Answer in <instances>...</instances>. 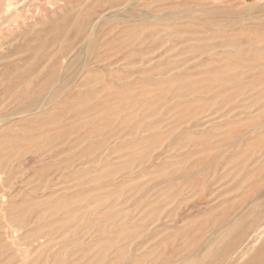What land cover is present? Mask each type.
Returning a JSON list of instances; mask_svg holds the SVG:
<instances>
[{
	"label": "rangeland",
	"instance_id": "374dc122",
	"mask_svg": "<svg viewBox=\"0 0 264 264\" xmlns=\"http://www.w3.org/2000/svg\"><path fill=\"white\" fill-rule=\"evenodd\" d=\"M0 131V264H264V0H0Z\"/></svg>",
	"mask_w": 264,
	"mask_h": 264
},
{
	"label": "bare ground",
	"instance_id": "6f19581e",
	"mask_svg": "<svg viewBox=\"0 0 264 264\" xmlns=\"http://www.w3.org/2000/svg\"><path fill=\"white\" fill-rule=\"evenodd\" d=\"M136 1H137V0H136ZM76 6H77V5H76ZM129 9H130V8H129ZM120 12H121V11H120ZM113 14H114V13H113ZM181 14H182V13H181ZM103 18H104V17H103ZM122 18H124V17H122ZM129 19H130V18H129ZM154 19H155V18H154ZM101 20H102V19H101ZM165 20H166V19H165ZM149 21H150V20H149ZM163 21H164V20H163ZM144 22H145V21H144ZM159 22H160V21H159ZM167 22H168V21H167ZM97 23H98V22H97ZM97 23H96V24H97ZM161 24H162V23H161ZM144 26H145V23H144ZM93 32H94V31H93ZM122 32H123V31H122ZM175 33H176V32H175ZM91 35H92V34H91ZM91 35H90V36H91ZM157 35H158V34H157ZM181 35H182V34H181ZM89 38H90V37H89ZM89 38H88V39H89ZM90 41H91V40H90ZM85 43H86V42H85ZM87 45H89V43H88ZM90 45H91V44H90ZM126 45H127V44H126ZM126 45H124V46H126ZM89 47H90V46H89ZM156 48H157V47H156ZM79 51H80V50H79ZM165 53H166V52H165ZM165 53H164V54H165ZM75 55H76V54H75ZM49 59H50V58H49ZM84 59H85V58H84ZM71 60H72V59H71ZM128 66H129V65H128ZM81 71H82V70H81ZM219 71H220V70H219ZM79 72H80V71H79ZM237 72H238V71H237ZM80 73H81V72H80ZM218 73H220V72H218ZM84 78H85V77H84ZM57 82H58V81H57ZM73 84H74V83H73ZM223 84H224V83H223ZM67 87H69V86H67ZM67 87H66V88H67ZM205 90H206V89H205ZM205 90H204V91H205ZM50 91H51V90H50ZM201 93H202V92H201ZM203 93H204V92H203ZM188 96H189V95H188ZM188 96H187V97H188ZM233 96H234V95H233ZM47 97H48V96H47ZM184 102H185V101H184ZM187 102H188V100H187ZM100 103H101V102H100ZM105 103H106V102H105ZM108 104H110V103H108ZM41 105H42V104H41ZM41 105H40V106H41ZM100 105H101V104H100ZM110 106H111V105H110ZM38 107H39V106H38ZM42 109H44V108H42ZM104 109H105V108H104ZM37 110H39V108H38ZM9 112H10V111H9ZM28 112H29V111H28ZM34 112H35V111H34ZM14 113H15V112H14ZM67 113H68V112H67ZM69 113H70V112H69ZM112 114H114V113H112ZM166 114H167V113H166ZM8 116H9V115H8ZM11 117H12V116H11ZM21 117H22V116H21ZM5 118H7V117H5ZM84 119H85V118H84ZM8 120H9V119H8ZM5 121H7V120L5 119ZM1 123H3V122L1 121ZM73 126H74V125H73ZM14 128H16V127H14ZM49 129H50V128H49ZM90 129H91V128H90ZM90 129H89V130H90ZM48 131H49V130H48ZM0 132H1V131H0ZM68 137H69V136H68ZM70 138H71V137H70ZM63 141H64V140H63ZM105 141H106V140H105ZM98 143H99V142H98ZM59 144H60V143H59ZM205 149H206V148H205ZM136 151H137V150H136ZM216 155H217V154H216ZM220 155H221V154H220ZM220 155H219V156H220ZM1 156L4 157V155H1ZM158 156H159V155H158ZM98 164H101V163H98ZM143 172H144V171H143ZM182 173H183V172H182ZM132 175H133V174H132ZM134 179H135V178H134ZM255 182H256V181H255ZM157 185H158V184H157ZM105 187H106V186H105ZM108 187H109V186H108ZM92 189H93V188H92ZM85 193H86V192H85ZM110 196H111V195H110ZM95 200H96V199H95ZM43 203H44V202H43ZM64 219H66V218H64ZM87 220H88V219H87ZM142 220H143V219H142ZM97 223H98V222H97ZM40 224H41V223H40ZM229 225H230V224H229ZM239 226H240V225H239ZM263 226H264V225H263ZM263 226H262V227H263ZM32 228H33V227H32ZM132 228H135V227H132ZM43 229H44V228H43ZM47 229H48V227H47ZM262 229H263V228H262ZM115 230H116V229H115ZM132 230H133V229H132ZM259 230H260V229H259ZM117 231H118V230H117ZM213 231H214V230H213ZM30 232H31V231H30ZM257 233H258V231H257ZM36 234H37V233H36ZM254 234H255V233H254ZM51 235H52V234H51ZM251 235H252V234H251ZM104 236H105V234H104ZM44 237H45V236H44ZM253 237H254V236H253ZM129 239H130V238H129ZM249 239H250V238H249ZM133 240H134V239H133ZM137 240H138V239H137ZM138 241H139V240H138ZM140 241H141V240H140ZM145 241H146V240H145ZM247 241H248V240H247ZM119 242H120V241H119ZM203 242H204V241H203ZM258 242H259V241H258ZM140 243H142V242H140ZM246 243H247V242H245L244 245H245ZM87 245H89V244H87ZM85 246H86V245H85ZM242 247H243V246H241V249H242ZM200 248H201V246H200ZM239 248H240V247H239ZM29 251H30V250H29ZM45 251H46V250H45ZM78 252H79V251H78ZM237 252H238V251H237ZM100 254H101V253H100ZM235 254H236V253H235ZM101 255H102V254H101ZM250 255H251V254H250ZM31 260H32V259H31ZM206 260H207V259H206ZM91 264H92V263H91ZM124 264H125V263H124Z\"/></svg>",
	"mask_w": 264,
	"mask_h": 264
}]
</instances>
